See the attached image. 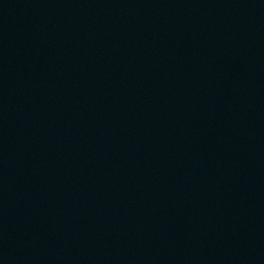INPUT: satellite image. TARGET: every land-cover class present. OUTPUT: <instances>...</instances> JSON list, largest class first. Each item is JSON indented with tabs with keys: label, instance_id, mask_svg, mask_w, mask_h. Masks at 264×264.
<instances>
[{
	"label": "water",
	"instance_id": "1",
	"mask_svg": "<svg viewBox=\"0 0 264 264\" xmlns=\"http://www.w3.org/2000/svg\"><path fill=\"white\" fill-rule=\"evenodd\" d=\"M0 264H264V0H0Z\"/></svg>",
	"mask_w": 264,
	"mask_h": 264
}]
</instances>
